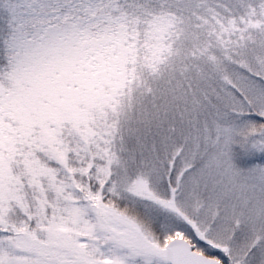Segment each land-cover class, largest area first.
I'll use <instances>...</instances> for the list:
<instances>
[{
	"label": "snow or ice",
	"instance_id": "6c2138e0",
	"mask_svg": "<svg viewBox=\"0 0 264 264\" xmlns=\"http://www.w3.org/2000/svg\"><path fill=\"white\" fill-rule=\"evenodd\" d=\"M0 264H264V0H0Z\"/></svg>",
	"mask_w": 264,
	"mask_h": 264
}]
</instances>
